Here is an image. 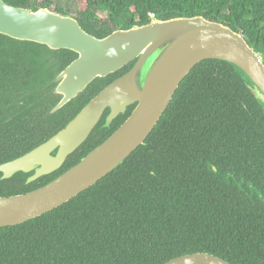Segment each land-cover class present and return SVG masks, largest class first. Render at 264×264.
Returning <instances> with one entry per match:
<instances>
[{
  "label": "trees",
  "instance_id": "1",
  "mask_svg": "<svg viewBox=\"0 0 264 264\" xmlns=\"http://www.w3.org/2000/svg\"><path fill=\"white\" fill-rule=\"evenodd\" d=\"M4 2L33 9L51 4ZM197 15L241 32L264 63V0H84L73 17L100 38L152 19ZM76 56L0 33V164L59 131L134 63L95 78L51 113L59 99L53 78ZM133 107L109 129H98L99 123L54 172L30 183L22 172L0 180V196L61 174ZM198 251L231 264H264V107L241 71L221 59L197 63L144 143L94 185L48 212L0 227V264H161Z\"/></svg>",
  "mask_w": 264,
  "mask_h": 264
},
{
  "label": "water",
  "instance_id": "2",
  "mask_svg": "<svg viewBox=\"0 0 264 264\" xmlns=\"http://www.w3.org/2000/svg\"><path fill=\"white\" fill-rule=\"evenodd\" d=\"M0 33L77 54L53 78L52 93L59 99L51 113L76 98L95 78H103L134 61L128 71L91 97L59 131L0 164V180L18 172L29 174L25 183L48 175L63 165L99 123L98 129H109L112 121L134 104L110 135L61 174L30 191L0 196V227L22 223L60 206L115 169L144 143L182 79L204 59H221L234 65L264 107V63L260 54L248 45L241 32L200 15L152 19L98 38L86 32L73 15L44 7L12 6L0 0ZM161 264L231 263L198 251Z\"/></svg>",
  "mask_w": 264,
  "mask_h": 264
},
{
  "label": "rangeland",
  "instance_id": "3",
  "mask_svg": "<svg viewBox=\"0 0 264 264\" xmlns=\"http://www.w3.org/2000/svg\"><path fill=\"white\" fill-rule=\"evenodd\" d=\"M50 10L55 11L56 7L65 9V13L74 15L75 4L82 7L84 0H50Z\"/></svg>",
  "mask_w": 264,
  "mask_h": 264
},
{
  "label": "built area",
  "instance_id": "4",
  "mask_svg": "<svg viewBox=\"0 0 264 264\" xmlns=\"http://www.w3.org/2000/svg\"><path fill=\"white\" fill-rule=\"evenodd\" d=\"M150 16L153 17L154 16L153 13H150Z\"/></svg>",
  "mask_w": 264,
  "mask_h": 264
}]
</instances>
